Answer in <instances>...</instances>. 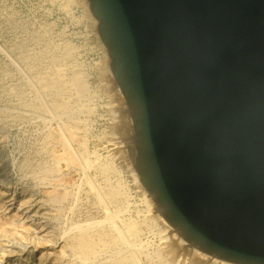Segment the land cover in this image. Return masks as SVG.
I'll return each mask as SVG.
<instances>
[{
  "label": "water",
  "instance_id": "95a60500",
  "mask_svg": "<svg viewBox=\"0 0 264 264\" xmlns=\"http://www.w3.org/2000/svg\"><path fill=\"white\" fill-rule=\"evenodd\" d=\"M132 164L192 247L264 264V0H87Z\"/></svg>",
  "mask_w": 264,
  "mask_h": 264
},
{
  "label": "rangeland",
  "instance_id": "374dc122",
  "mask_svg": "<svg viewBox=\"0 0 264 264\" xmlns=\"http://www.w3.org/2000/svg\"><path fill=\"white\" fill-rule=\"evenodd\" d=\"M66 45L73 47L71 57L56 60ZM43 52L47 53L40 69H30L25 55ZM51 66L61 68L67 78L81 72L88 86L86 97L80 98L74 90L65 95L71 107L63 114L49 109L53 94L36 95V78ZM118 89L87 0H0V223L14 220L0 231V264H118L119 259L132 261L135 255L129 263L233 264L208 254L196 257L201 251L167 229L168 223L132 164L126 130L116 108L122 96ZM35 99L39 110L28 106ZM68 127H75L82 140L73 141L71 149L78 150L75 146L82 144L87 159L84 170V165L62 167V182L54 183V179L38 176L33 165L43 160L48 163L53 152H65L57 137H67ZM91 174L99 184L119 186L114 205L98 202L89 188ZM64 188L70 190L60 205L49 200L48 191ZM112 206L117 215L114 220L107 217ZM90 217L104 220L111 229L118 221L130 225L132 247L127 248L125 240L106 245L86 262L74 255L67 247L66 229L76 222L85 224Z\"/></svg>",
  "mask_w": 264,
  "mask_h": 264
},
{
  "label": "bare ground",
  "instance_id": "6f19581e",
  "mask_svg": "<svg viewBox=\"0 0 264 264\" xmlns=\"http://www.w3.org/2000/svg\"><path fill=\"white\" fill-rule=\"evenodd\" d=\"M59 49V48H58ZM62 49V48H61ZM44 51V50H43ZM38 52H42V51H38ZM35 53V52H34ZM29 54V55H25L24 59L26 60L28 66L30 69H40L41 63L44 60L45 54L47 53H38V54ZM73 53V47L70 45H66L65 47H63V51H61L59 53V55L55 56L56 60L62 59H68L71 57ZM54 57V56H53ZM59 63V62H58ZM63 63V62H62ZM65 63V62H64ZM52 64V63H51ZM43 65V64H42ZM50 65V64H49ZM47 66V65H46ZM45 66V67H46ZM52 67V66H51ZM44 68V67H43ZM66 70V69H65ZM73 70V69H72ZM71 70V72H72ZM32 71V70H31ZM42 71V70H41ZM80 71V70H79ZM43 73V74H41ZM37 78H36V95L40 96V94H46V93H51L53 94V99H51L52 101L49 102L48 107L49 109H51L52 111L56 112V113H66L69 109H70V105L67 102V100L64 98L65 95L71 91L74 90L77 93V96H80V98L86 97L87 93H88V86L86 84V80L84 79L85 76H82L80 73L75 72L72 76H70V78H67L62 69L59 67H52L48 70H44V72H41ZM35 75V74H34ZM84 75V74H83ZM34 78V77H33ZM34 82V81H33ZM35 88V87H34ZM117 91L120 92V90L118 89ZM21 93V92H20ZM89 94V93H88ZM120 94L122 95V93L120 92ZM20 95V94H19ZM22 95V94H21ZM47 95V94H46ZM45 95V96H46ZM70 96V95H69ZM72 96V95H71ZM48 97V96H47ZM50 97V96H49ZM73 97V96H72ZM76 97V96H75ZM121 99H119L118 101V105H117V110H118V114L120 117V121H121V126L125 129L126 127V123L127 122H131V130H130V135L132 134V120L130 118L129 112H128V108L126 105V102L124 100V97L121 96ZM70 99V98H69ZM85 99V98H84ZM22 100V99H21ZM20 100V101H21ZM71 100V99H70ZM19 101V102H20ZM26 101V100H25ZM30 101V100H29ZM69 101V100H68ZM81 101V99H80ZM24 102V100L22 101ZM21 106V105H20ZM28 106H31L32 108L39 110L40 109V103L38 100H33L30 103H28ZM30 108V107H29ZM85 108V107H84ZM32 109V110H34ZM81 109V108H80ZM7 111V110H6ZM5 111V112H6ZM126 112H128V115L126 114ZM10 113V112H9ZM4 114V113H3ZM18 114V113H16ZM54 114V113H53ZM5 115V114H4ZM3 115V117H4ZM12 115V114H11ZM9 115V117L11 116ZM65 115V114H64ZM18 116V115H17ZM16 117V116H14ZM21 117V116H20ZM11 118V117H10ZM17 119V117H16ZM71 123V122H66ZM65 124V122H64ZM63 124V125H64ZM69 125V124H68ZM71 125V124H70ZM73 126V125H72ZM60 128V127H59ZM65 128V126H64ZM75 128V127H74ZM73 127L69 128L68 127V135L67 137L64 136H60L58 135L57 137V142L61 143L62 147H63V151L65 149V152H63V154L61 155L60 153H56L53 152L52 153V157L49 156V158L51 157L52 159L47 163V162H39V163H34L35 166L33 165L34 171L36 172V174L38 176H40L41 178L47 179V178H51L54 179L55 182L54 183H61L62 179L60 178V172L62 169V167L67 166V165H84L82 166L84 170L85 167V161H86V157L85 156V152L83 149L82 144H80V146L76 145L75 147H79L76 148L78 150H74L71 149L72 148V142H80L82 143L80 140V136L78 134V132L74 129ZM60 132L62 131L61 129L59 130ZM53 132V131H52ZM48 133V132H47ZM54 133V132H53ZM51 135V134H50ZM48 136V135H46ZM55 136V135H54ZM50 137V136H49ZM44 139V137H42ZM46 138V137H45ZM56 140V138H54V141ZM53 141V140H52ZM40 142V141H39ZM46 142V141H45ZM50 141H48L49 143ZM42 144V143H41ZM46 144V143H44ZM56 144V143H55ZM54 144V145H55ZM74 144V143H73ZM52 146V144H50ZM54 145L52 146L54 149ZM57 145V144H56ZM43 147V146H42ZM49 147V146H48ZM36 148V147H35ZM61 148V147H60ZM40 149V148H39ZM51 149V147H50ZM59 150V149H57ZM53 151V150H51ZM55 151V150H54ZM32 152V151H31ZM35 152V151H34ZM39 152V151H38ZM43 152V151H42ZM47 152V151H46ZM37 153V152H36ZM46 154V153H45ZM51 154V153H50ZM38 156V155H37ZM43 156V154L41 155ZM45 156V155H44ZM40 157V156H39ZM38 158V157H37ZM42 158V157H41ZM45 158V157H44ZM33 159V158H32ZM47 160V157H46ZM34 162V161H33ZM88 162V161H87ZM31 163V162H30ZM89 163V162H88ZM87 163V164H88ZM27 164V163H26ZM29 164V163H28ZM86 164V165H87ZM32 166V165H31ZM90 166V165H89ZM88 167V166H87ZM72 169V168H71ZM74 169V168H73ZM79 169V168H78ZM77 169V170H78ZM89 169V167H88ZM26 170V169H25ZM70 171V170H69ZM87 171V169L85 170ZM89 171V170H88ZM30 173V172H29ZM32 173V171H31ZM64 173V172H63ZM89 174V173H88ZM33 175V174H32ZM36 176V175H35ZM33 176V177H35ZM89 184L91 190L93 191V193L95 194V197L98 199V202L102 203V204H110V205H114L117 202L118 196L120 195V190L111 184H99L97 183L96 179L94 178L95 176H93V174L89 175ZM36 178V177H35ZM38 182V181H37ZM44 183V182H43ZM53 183V182H52ZM63 184V183H62ZM62 184H60L62 186ZM65 184V183H64ZM69 184V183H68ZM38 185V184H37ZM59 186V187H61ZM64 186V185H63ZM44 187V186H43ZM52 187V186H50ZM41 188V187H40ZM47 188V186L45 187ZM51 189V188H50ZM63 189V188H62ZM48 190V189H47ZM46 190V191H47ZM70 190V189H69ZM66 188H64V190L62 191H54V192H50L48 195V198L50 201H54L60 203L64 201V199L68 196V191ZM45 192V189L43 190ZM92 193V194H93ZM71 194V191H70ZM93 194V195H94ZM43 195V194H42ZM45 195V194H44ZM72 195V194H71ZM94 197V196H93ZM30 198V197H29ZM68 198V197H67ZM95 198V199H96ZM45 199V198H43ZM27 200V199H26ZM97 202V201H96ZM31 204V203H30ZM66 204V203H65ZM94 204V203H93ZM99 204V203H98ZM97 204V205H98ZM28 205V204H27ZM58 206V205H57ZM66 206V205H65ZM96 206V205H95ZM2 208V206H1ZM53 207H51L52 209ZM94 208V207H93ZM108 208V207H107ZM113 208V206H112ZM50 210V208H49ZM1 211V210H0ZM55 211V210H54ZM2 213V212H1ZM0 213V214H1ZM87 215V213H86ZM1 216V215H0ZM116 211L113 208L110 212H107V217L108 219H117L116 217ZM17 216H14V218H16ZM11 219H13V217H10ZM87 218V217H86ZM84 218V219H86ZM83 219V220H84ZM91 219V217H90ZM94 219V218H93ZM4 220V219H3ZM7 220V218H6ZM17 220V219H16ZM73 221V219H70ZM71 221V222H72ZM74 222V221H73ZM82 222V221H81ZM165 223V221H163ZM70 223V222H69ZM106 223V222H105ZM104 223V220H92L87 222L85 221V224L82 223H73L72 226H70L69 229L67 230V237L69 238V244H67V247L69 248L70 251H72V253L78 257L81 258V260H83L84 262H86L87 260H90L92 258H94L100 248H102L103 246L106 245H110V246H106L107 247H111V244H115L118 243L119 241L125 240L126 244H127V248L128 247H132L133 244H131V238L133 235V231H132V227L126 223H122V222H116L115 225L111 226H115L113 229H111V227L108 228V226L106 227V224ZM112 223V222H111ZM8 224H14V220L11 221H6L3 223H0V231L3 230L6 225ZM167 224V223H166ZM110 226V224H107ZM69 226V225H68ZM166 226V225H164ZM115 228H117V232L115 230ZM8 229V228H7ZM167 229L169 231H171L174 234H178L177 231L170 225L167 224ZM65 230V231H66ZM1 233V232H0ZM180 236V235H179ZM181 237V236H180ZM182 238V237H181ZM183 239V238H182ZM184 240V239H183ZM185 241V240H184ZM183 241V242H184ZM123 242V243H125ZM122 243V242H121ZM122 243V244H123ZM133 243V242H132ZM188 243V242H187ZM114 245V246H115ZM188 245H190L188 243ZM191 246V245H190ZM192 247V246H191ZM104 248V247H103ZM194 248V247H193ZM129 250V249H128ZM131 250V249H130ZM199 251V250H198ZM132 254L135 255L133 249H132ZM196 257H208V255L206 253H201V252H197V254H195ZM126 257V256H125ZM212 257V256H211ZM61 258V257H60ZM122 258V257H121ZM136 258L133 257V259ZM215 258V257H214ZM133 259L131 261L127 260V259H119L118 260V264H131L128 261L133 262ZM218 259V258H217ZM57 259L54 258L52 261L55 262ZM220 260V259H219ZM92 261V260H91ZM113 261V260H112ZM223 261V260H222ZM89 262V261H88ZM116 262V261H115ZM114 262V263H115ZM226 262V261H224ZM98 263V262H97ZM113 263V264H114ZM55 264V263H54Z\"/></svg>",
  "mask_w": 264,
  "mask_h": 264
}]
</instances>
